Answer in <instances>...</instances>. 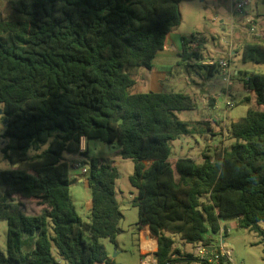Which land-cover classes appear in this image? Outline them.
<instances>
[{"label": "trees", "instance_id": "16d2710c", "mask_svg": "<svg viewBox=\"0 0 264 264\" xmlns=\"http://www.w3.org/2000/svg\"><path fill=\"white\" fill-rule=\"evenodd\" d=\"M183 1L10 0L0 11V138L10 165L0 170V220L8 222L0 264H61L53 247L66 264H115L100 241L116 243L120 233L119 173L114 161L81 153L82 139L117 144L120 157L134 161L142 257L204 264L176 248V238L213 245L209 234L229 218L264 235V74H240L256 108L228 126L232 144L206 150L201 163L170 157V142L210 129L176 116L195 110V99L133 92L142 68L172 75L174 67L154 60L181 26ZM196 39L182 38L179 65L208 81L220 70L205 64L201 43L190 47ZM242 62L264 64V42L246 44ZM66 156L84 159L89 223L72 201ZM21 201L43 210L28 215Z\"/></svg>", "mask_w": 264, "mask_h": 264}, {"label": "rangeland", "instance_id": "374dc122", "mask_svg": "<svg viewBox=\"0 0 264 264\" xmlns=\"http://www.w3.org/2000/svg\"><path fill=\"white\" fill-rule=\"evenodd\" d=\"M9 1L0 0V11H3ZM239 1L247 0H184L180 6L181 26L177 31L187 38L192 35L196 36L200 40L201 46H204L202 48L203 54L211 55L216 60L226 58L219 51L228 48L231 43V29L243 20L241 11L233 7ZM253 1L248 0V3ZM260 6H262V9L264 8L263 3H260ZM224 26L227 28V32H224ZM180 61V57H171V55L168 58L154 60V65L174 67L170 77L166 73H156L157 76L162 78L161 80H166L162 82L158 93L175 92L193 97L197 104L196 109L176 112V116L181 121L207 122L210 129L204 135H187L170 142V157L171 159L192 158L201 163L203 160L202 154L206 150L213 152L215 148L229 147L232 144V140L229 139L228 126L233 120L245 117L249 110L256 108L255 98L252 92L243 89L241 81L236 82L241 86V92H234L232 98H226L224 93L227 92L230 86L228 87V84L224 82L220 73H216L212 78L200 85H195L187 75L186 70L179 65ZM243 64L240 55H238L233 59L232 69H245L248 72L264 74V64ZM150 77L151 71L142 68L136 77L137 84L133 92H150ZM210 97H214L217 100L214 110L213 104L209 100ZM228 101L231 103L229 106L227 105ZM2 131L3 126L0 121V134H2ZM2 148L3 139L0 138V170L10 169L9 163L2 154ZM104 152L111 153L114 159V166L119 173L116 183V197L120 203L123 219L119 225L120 233L116 243H112L108 238H103L100 242L105 246L109 259L115 264H142L143 257L140 251V239L142 237L137 227L140 210L134 205L137 190L130 182V178L134 173L135 163L132 160L120 158L117 160L120 152L117 144H104L96 139L89 141V157L100 158ZM66 158L70 161L73 159L70 156H66ZM85 179V175L81 174L79 170L72 168L71 198L80 218L84 222L89 223L91 221V191ZM21 204L22 211L28 215L40 214L43 210V207L31 201H21ZM260 226L264 230V222ZM221 229H223L225 235H221L220 232L218 234L211 233L209 236L212 238L216 250L220 249L224 241L226 251L231 252L232 261L228 262L225 260L224 264H264V235L255 230L241 228L236 218L224 220L221 223ZM50 235H53L52 228H50ZM7 237L8 222L0 220V250L4 253L7 251ZM176 245L184 253L194 254L195 252L193 245L182 242L178 237L176 238ZM144 248L153 250L146 244H144ZM52 253L61 264H66L59 258L55 247H53ZM194 264L202 263L195 262Z\"/></svg>", "mask_w": 264, "mask_h": 264}, {"label": "crops", "instance_id": "0c3cea01", "mask_svg": "<svg viewBox=\"0 0 264 264\" xmlns=\"http://www.w3.org/2000/svg\"><path fill=\"white\" fill-rule=\"evenodd\" d=\"M263 2H264V0H254L253 2L248 3V5H247L248 8L244 7L241 10V13L243 14V20L240 23H238V25L236 27H233L231 29V43H230V45L228 46V48L226 50L219 51L220 54L224 55L229 60L232 75H233L231 83L228 84V87L230 86V88H228L227 92L224 93L226 98H230V97L232 98L234 92H238V93L241 92L242 88L236 82L241 81L242 75H240V74L242 72H246L245 69L233 70L232 69L233 59L236 56L240 55L241 62H242V50L246 44L264 42V8L262 9V6H260V3H263ZM263 5H264V3H263ZM233 7H235V4L233 5ZM250 26L255 27L261 33V37H256L252 33H250L249 31H247V27H250ZM223 29H224V32H227V30H226L227 28L225 26L223 27ZM183 37H185V36L179 31H175V32H172L171 34H169L167 39H166L164 49L157 54L155 59L168 58L170 55H171V57H176V56L180 57V54H181L182 49H183V43H182ZM201 47L204 48V46H201ZM204 55L206 58L205 63H207L208 61H211V60H216L211 55H208V56L206 54H204ZM154 66H165V65H154ZM243 67H245V66H243ZM150 71H151V77H150V85H149L150 89L149 90H150V92L154 91V92L158 93L159 88H161V86H162V82H164L166 80H161L162 78L157 76V74H156V73H162V72H157L155 70H150ZM194 78H196V79H194ZM191 79H192L191 80L192 83H194L195 85H200L201 83L206 82V81L200 80L198 77H195V76L192 77ZM143 81L145 82V80H143ZM136 84H137V82H136ZM242 85H243V83H242ZM243 89L246 90L244 85H243ZM221 101H222V99H221ZM228 103H230V102L228 101ZM216 105H217V103H215V107H216ZM215 107H213V110L215 109ZM213 110L211 109V111H213ZM85 144H86L85 148L89 154V142L85 141ZM75 158H73V159H75ZM100 158H107V159L114 161L111 153L108 154V153L104 152V154L101 155ZM119 158L122 159L120 157V152H119V155L117 156V160ZM89 159H91V157H89ZM222 230L223 229H221V231ZM209 238H211V237L209 236ZM146 246H148V245H146ZM175 247L180 249L177 245H175Z\"/></svg>", "mask_w": 264, "mask_h": 264}, {"label": "built area", "instance_id": "2783aa9c", "mask_svg": "<svg viewBox=\"0 0 264 264\" xmlns=\"http://www.w3.org/2000/svg\"><path fill=\"white\" fill-rule=\"evenodd\" d=\"M246 5H248V1H239L235 5V9L241 11ZM247 31H249L256 37H261V33L253 26L247 27ZM199 45H200V40L196 39L190 45V47L193 50H195L199 47ZM205 64L217 65L224 82H226L227 84L231 83L233 75L229 60L227 58H221L219 60H211ZM227 105L229 106L231 105V103H228ZM85 146H86L85 139H82L81 148H80L81 153L85 152L86 150ZM83 161H84L83 157L78 156L75 159L71 160V164L74 169L79 170L81 174L85 175L87 173V168L83 166ZM221 235H225L223 230L221 231ZM193 255L199 260L203 261L204 264H224L225 260H227L228 262L232 261L231 252L226 251V245L224 241L219 250H216L215 246L213 245H203V244L197 245L195 247V252ZM142 264H157V260L154 256H145L142 259Z\"/></svg>", "mask_w": 264, "mask_h": 264}, {"label": "water", "instance_id": "95a60500", "mask_svg": "<svg viewBox=\"0 0 264 264\" xmlns=\"http://www.w3.org/2000/svg\"><path fill=\"white\" fill-rule=\"evenodd\" d=\"M2 114V112H0V115ZM223 222V221H222Z\"/></svg>", "mask_w": 264, "mask_h": 264}]
</instances>
